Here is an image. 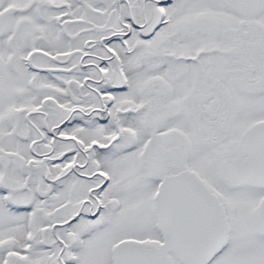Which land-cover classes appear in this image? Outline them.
<instances>
[{
  "label": "snow or ice",
  "instance_id": "obj_1",
  "mask_svg": "<svg viewBox=\"0 0 264 264\" xmlns=\"http://www.w3.org/2000/svg\"><path fill=\"white\" fill-rule=\"evenodd\" d=\"M0 264H264V0H0Z\"/></svg>",
  "mask_w": 264,
  "mask_h": 264
}]
</instances>
